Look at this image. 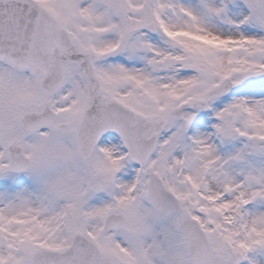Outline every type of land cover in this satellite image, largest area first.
<instances>
[{"label":"snow or ice","instance_id":"obj_1","mask_svg":"<svg viewBox=\"0 0 264 264\" xmlns=\"http://www.w3.org/2000/svg\"><path fill=\"white\" fill-rule=\"evenodd\" d=\"M0 264H264V0H0Z\"/></svg>","mask_w":264,"mask_h":264}]
</instances>
